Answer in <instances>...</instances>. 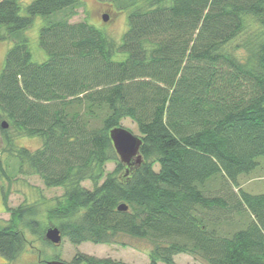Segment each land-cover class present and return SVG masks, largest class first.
Here are the masks:
<instances>
[{"label": "trees", "instance_id": "16d2710c", "mask_svg": "<svg viewBox=\"0 0 264 264\" xmlns=\"http://www.w3.org/2000/svg\"><path fill=\"white\" fill-rule=\"evenodd\" d=\"M23 2L0 0V42H14L0 75L2 138L20 171L64 194L40 220L37 204L9 207L3 191L2 264L25 251V230L50 244V226L74 245L147 240L149 264H177L180 254L264 264V193L239 181L264 165V0H119L132 8L120 45L71 22L81 0ZM39 16L41 63L17 37ZM125 119L142 139L137 166L120 161L110 138ZM9 129L42 147L17 148ZM69 264L125 263L77 252Z\"/></svg>", "mask_w": 264, "mask_h": 264}, {"label": "rangeland", "instance_id": "374dc122", "mask_svg": "<svg viewBox=\"0 0 264 264\" xmlns=\"http://www.w3.org/2000/svg\"><path fill=\"white\" fill-rule=\"evenodd\" d=\"M34 0H24L23 6L30 4ZM123 3V0H120ZM82 5L78 10V14L71 19L72 23L86 20L91 25L102 31L107 37L113 39L117 45L123 41V37L129 27V13L132 8L123 7L119 0H81ZM25 15V9L22 10ZM104 16H108V21L104 20ZM44 25L42 17H36L33 25L18 33V38H27L33 55V61L41 63L47 59L45 52L39 46V33ZM241 37L236 43H240ZM14 46L11 40L0 42V75L5 65V59L8 51ZM240 52L242 50H239ZM126 55L117 53L116 60H122ZM0 121V159L4 167L6 176L0 172V221H7L10 214L6 211L3 203V191L8 194V206L15 208L20 205L37 204L39 209L38 219L44 220L46 210L55 205V199L63 196L64 188L45 186L40 176L31 172L26 165L23 171H20L21 161L17 154L6 152L7 144L2 138ZM7 122V121H6ZM121 126L130 130L133 134L139 136L136 124L130 119L122 121ZM9 128V127H8ZM6 128V129H8ZM11 136L15 138V146L17 148H26L36 151L42 147L43 140L40 137L18 136L13 129H9ZM116 164L111 162L107 165V172L113 171ZM243 189L253 193H264V165L263 163L256 172L251 175L241 176L239 178ZM82 186L88 189L93 188V183L89 180L84 181ZM238 220V218H237ZM238 228H229L234 231ZM25 234L29 240V244L25 251L20 255L14 264H40V259L51 261L60 258L66 263H70L77 252L86 253L98 258H111L125 264H149V252L152 244L143 239L134 238L125 234L115 237V241L110 244H94L92 242H84L79 245L72 244L68 238H63L61 244L54 245L33 236L28 230ZM0 258L2 256L0 255ZM1 261L0 264L5 263ZM177 264H207V262L199 256L190 254H180L175 257Z\"/></svg>", "mask_w": 264, "mask_h": 264}, {"label": "water", "instance_id": "95a60500", "mask_svg": "<svg viewBox=\"0 0 264 264\" xmlns=\"http://www.w3.org/2000/svg\"><path fill=\"white\" fill-rule=\"evenodd\" d=\"M104 20L108 21V16H104ZM2 128L9 127L6 121L1 123ZM110 138L114 149L120 159V161L127 167L137 166L142 163V156L140 149L142 146V139L133 134L130 130L120 126L110 131ZM119 211H127L128 207L125 204H121L118 207ZM47 241L54 245H59L62 242V235L57 227L50 226L45 234ZM47 264H69L62 260H51Z\"/></svg>", "mask_w": 264, "mask_h": 264}, {"label": "crops", "instance_id": "0c3cea01", "mask_svg": "<svg viewBox=\"0 0 264 264\" xmlns=\"http://www.w3.org/2000/svg\"><path fill=\"white\" fill-rule=\"evenodd\" d=\"M0 259H1V261H4V260H3V259H4L3 257H2V258H0Z\"/></svg>", "mask_w": 264, "mask_h": 264}]
</instances>
